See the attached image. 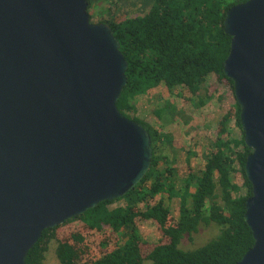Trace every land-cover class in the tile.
I'll return each mask as SVG.
<instances>
[{"label":"water","instance_id":"95a60500","mask_svg":"<svg viewBox=\"0 0 264 264\" xmlns=\"http://www.w3.org/2000/svg\"><path fill=\"white\" fill-rule=\"evenodd\" d=\"M88 0H0V264H27L47 228L122 198L153 160L152 137L118 107L129 62ZM224 65L252 149L245 219L264 264V0L226 13Z\"/></svg>","mask_w":264,"mask_h":264},{"label":"trees","instance_id":"16d2710c","mask_svg":"<svg viewBox=\"0 0 264 264\" xmlns=\"http://www.w3.org/2000/svg\"><path fill=\"white\" fill-rule=\"evenodd\" d=\"M245 1L140 0L142 14L118 17L125 0H115L102 10L109 15L105 22L113 28L129 62L128 83L118 107L151 134L152 164L138 185L122 198L103 201L45 229L29 251L27 264H44L53 240L58 242L57 253L63 264H234L253 247L254 234L245 219L246 201L253 195L245 170L252 149L245 142L234 82L224 72L232 40L225 30L226 13ZM88 2L92 18L101 0ZM162 83L176 95L173 103L182 98V108L189 102L198 109L205 107L218 83L229 85L236 100L219 121L214 146L204 154L203 171L197 173L189 166L181 182L164 150L174 145V137L160 130L172 121L170 108L165 107L163 119L158 116L164 120L161 128L149 125L148 129L146 121L130 115L137 112V97ZM231 121L240 135L233 134ZM175 199H179L176 215L171 205ZM122 200L123 205L112 207ZM142 203L147 206L145 210L140 207ZM149 220L157 226L158 241L153 245L145 241L139 229L140 221ZM212 222L222 228L218 238L195 250L181 249L185 235L192 237L202 224ZM148 245L149 249L145 247Z\"/></svg>","mask_w":264,"mask_h":264},{"label":"rangeland","instance_id":"374dc122","mask_svg":"<svg viewBox=\"0 0 264 264\" xmlns=\"http://www.w3.org/2000/svg\"><path fill=\"white\" fill-rule=\"evenodd\" d=\"M114 1L101 0V2L97 3L96 11L93 9L91 21L94 23L105 22L109 15L103 11L109 4H114ZM142 9L140 0H125L121 4L118 17L133 13L142 14ZM209 78L210 83L213 82L214 77L211 75ZM174 99H176V95L171 94L165 84L162 83L156 89L150 91L149 94L137 97V112L130 115H135L137 118L146 121L147 124L143 123L148 129L149 125L161 128V121L164 122V120L160 121L158 116L162 115L163 119L166 115L164 113L165 107L168 106L170 108V111L173 112L172 117H175V120L171 117L172 121L160 130L167 134L170 133L174 137V145L172 144L171 147L167 146L164 150L170 155L171 162L177 169L178 179L181 182L187 176L189 166L197 173L203 171L206 159L204 154L209 152L214 146L219 121L225 112L235 106L236 100L231 87L220 83L217 84L213 99L201 109L196 108L191 102L185 104L182 108L180 104L182 98L173 103ZM233 121H231L230 125L231 130L234 135H240L241 131ZM237 180L240 184L242 183L240 176H238ZM124 203L125 200L115 202L112 207L123 205ZM171 205L175 212L174 215H176L179 199L173 200ZM140 207L145 210L147 206L142 203ZM139 223V229L145 241L149 245L157 243L158 233L154 221H140ZM221 229V226L216 222H212L209 225L202 224L199 231L193 234L192 237L185 235L180 247L185 251L203 247L218 238L221 234ZM149 245L145 247L149 249L151 247ZM57 246L58 242L56 240L50 243L44 264H63L58 257Z\"/></svg>","mask_w":264,"mask_h":264},{"label":"crops","instance_id":"0c3cea01","mask_svg":"<svg viewBox=\"0 0 264 264\" xmlns=\"http://www.w3.org/2000/svg\"><path fill=\"white\" fill-rule=\"evenodd\" d=\"M142 96V95H141ZM143 96H145V95H143Z\"/></svg>","mask_w":264,"mask_h":264}]
</instances>
